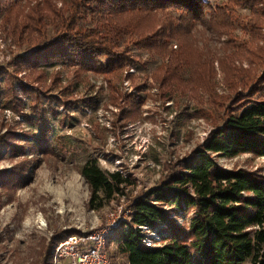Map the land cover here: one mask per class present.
<instances>
[{"label": "trees", "instance_id": "16d2710c", "mask_svg": "<svg viewBox=\"0 0 264 264\" xmlns=\"http://www.w3.org/2000/svg\"><path fill=\"white\" fill-rule=\"evenodd\" d=\"M263 2L0 0L4 25L11 26L18 44H29L14 62L18 71L28 67L34 79L42 80V67L55 64H68L77 75L100 72L109 82L110 100L118 103L121 96L115 82L122 67L134 63L132 47H140L163 58L153 76L164 94L172 97L175 92L191 91L198 95L205 90L222 109L223 114L218 116L221 122L205 143L183 158L159 186L140 193L131 202L130 218L113 232L109 253L114 243L129 264H264V174L243 167L223 168L216 159L239 153L264 156V85L254 82L248 69L235 65L236 58L244 57L264 65V46L256 44L262 36ZM238 8L252 11L248 23L242 26L246 32L251 31L250 42L238 43L235 37L234 14ZM81 19L90 20L91 25L81 27ZM51 21L57 30L47 40L45 32ZM208 32L218 38L228 36L221 44L224 53L217 59L234 97L216 94V56L205 42ZM174 43L178 49H174ZM185 70L189 78L183 75ZM11 79L9 76L3 93L0 88V98L17 109L20 103ZM22 89L32 99L31 120L39 128L36 151L53 153L50 118L57 115L54 102L61 99L24 84ZM132 103L136 109L137 102ZM7 140L1 143L7 145ZM80 171L90 188L88 207L92 209L111 201L128 181L119 171L103 170L95 158H88ZM19 172L5 180L8 188L19 181ZM4 178L0 176V181ZM141 224L161 234L160 245L148 247L143 242L144 235L136 227ZM75 232L79 231H70ZM70 233L57 234L54 244ZM42 264H51V260Z\"/></svg>", "mask_w": 264, "mask_h": 264}, {"label": "rangeland", "instance_id": "374dc122", "mask_svg": "<svg viewBox=\"0 0 264 264\" xmlns=\"http://www.w3.org/2000/svg\"><path fill=\"white\" fill-rule=\"evenodd\" d=\"M223 1L210 0L214 4ZM57 3L62 6L60 1ZM251 14L247 8L235 11L238 43L250 42L251 31L246 32L242 26ZM2 16L0 88L3 93L8 77H12L20 106H7L6 98H0V176L5 177L0 181V264H42L52 262L57 234L102 227L112 211H121L125 219L129 218L131 202L140 193L159 186L183 158L205 143L221 122L218 116L223 112L205 90L198 95L191 91L175 92L172 97L164 94L153 76L163 58L140 47H132L134 63L125 64L115 82L121 96L118 103L110 100L109 82L100 72L83 71L77 75L74 67L55 64L42 67V80L34 79L28 67L18 71L14 62L29 44L16 42L11 26L4 25ZM86 25L90 26L91 21L81 19L80 26ZM261 29L262 36L256 44L264 46V18ZM56 30L57 25L49 22L46 39L53 37ZM227 38L208 32L205 40L216 56L213 82L220 97L235 96L217 59L224 53L221 44ZM173 47L178 49L175 43ZM235 65L248 69L254 82L264 85V65L257 60L236 58ZM183 75L190 76L187 70ZM23 84L61 99L54 102L57 115L50 118L53 153L36 151L39 128L31 120L32 99L23 91ZM133 101L137 102L136 109ZM205 132L208 136H203ZM2 139H8L9 144H2ZM88 158L97 159L107 172L121 171L123 177H128L122 192L98 209L88 207L91 192L80 171ZM216 159L223 168L243 167L264 174V156L239 153ZM16 170L21 172L19 181L8 188L5 180ZM109 248L113 264H129L117 252L116 244L111 243Z\"/></svg>", "mask_w": 264, "mask_h": 264}, {"label": "built area", "instance_id": "2783aa9c", "mask_svg": "<svg viewBox=\"0 0 264 264\" xmlns=\"http://www.w3.org/2000/svg\"><path fill=\"white\" fill-rule=\"evenodd\" d=\"M203 136H208V133ZM129 218L125 219L121 211H112L104 226L70 233L54 246L51 264H113L108 249L109 240L115 229ZM136 227L144 235L143 242L148 247L161 244V234L157 230L145 224Z\"/></svg>", "mask_w": 264, "mask_h": 264}]
</instances>
